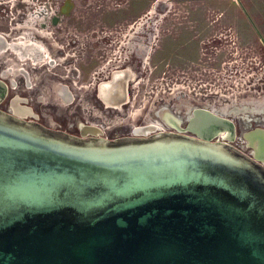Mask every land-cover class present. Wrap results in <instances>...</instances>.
<instances>
[{
  "label": "water",
  "instance_id": "1",
  "mask_svg": "<svg viewBox=\"0 0 264 264\" xmlns=\"http://www.w3.org/2000/svg\"><path fill=\"white\" fill-rule=\"evenodd\" d=\"M24 117L0 110V264H264V129L245 134L249 156L207 111L195 136L116 139Z\"/></svg>",
  "mask_w": 264,
  "mask_h": 264
},
{
  "label": "flooded vegetation",
  "instance_id": "2",
  "mask_svg": "<svg viewBox=\"0 0 264 264\" xmlns=\"http://www.w3.org/2000/svg\"><path fill=\"white\" fill-rule=\"evenodd\" d=\"M64 9L65 11L69 10L63 14ZM74 10L75 4L71 0H65L60 4L53 3L51 0L46 2L45 6L39 8L34 15H31L33 23L29 27L33 25L32 36H21L13 43L7 41L6 45L1 43L4 42L1 39L0 52L10 48L19 58H29L34 65L32 70L36 73L46 74L49 68L65 70V74L62 76L63 79L61 78L65 84L57 88L60 90L55 93V96L61 98L62 101H67L69 105H72L78 99L82 101L85 98L84 93H82L83 98L79 94H74L70 86L79 87V85L88 81L89 86L93 89L92 96L98 102L99 107L104 106L106 112L123 115L129 108L138 106L137 115L135 117L130 116L128 123L121 124L123 125L122 128L124 127L123 130L130 131L126 135H121L122 137L133 136L136 131L146 132L150 129H154L155 132H182L195 136L188 130V123L191 116L200 110L231 120L235 124L236 136L232 142L228 141L229 136L227 135L218 136L215 138L216 141L229 143L249 156L254 155V150L249 145L245 134L257 128L264 129L261 126L254 128L252 126L254 123L257 125L255 118L264 114V106L261 110H258L255 105L244 106L239 104L238 99L245 98L247 95L261 97L264 94V74L261 73V70L264 69V65L261 64V59L264 57V39L259 37V45H257L250 38L245 39L241 35L236 37L228 29L217 31L192 30L195 27V22L197 28L198 21L188 20V23H194V25H190L189 28L186 22L180 23L179 26L184 27L175 30L173 38L174 40L176 38L181 40L182 36L179 34L190 33L189 39L182 40V46H189L190 48L193 45L196 46V55L194 57H181L172 54L169 57L170 54L168 55L166 51L169 46L167 39L170 38V34L166 35L164 33L159 36L158 33L150 29L148 20L143 22L140 25L141 27L137 29L132 27L130 30L107 32L99 27L85 30L84 16L74 14ZM208 21L204 22L208 24ZM211 26L212 24H208L207 28ZM169 32L171 33V31ZM28 35L30 34L28 33ZM158 36V44H162L160 52L163 55L161 61L169 71H164L156 77L154 71L156 67H153L154 70L151 68V60L154 54V44H156L155 39ZM166 40L167 44L165 43ZM172 59L175 60L176 65L172 62ZM243 59H251L249 69L253 70V73L249 75L255 76L257 83L248 80L250 84L244 82L246 88L242 92L229 94L228 80L234 74L231 69H236V72L240 68L246 69L240 67L245 64L242 61ZM90 67L91 71L87 74V69ZM171 70L175 72L170 75L168 73H171ZM23 71L20 80L14 79L16 80L14 83L4 78L2 74L0 75V80L7 85L6 96L3 99L0 98V110L24 117L26 110H21V108L25 107L38 117L34 119L32 116H25V119L36 121L51 128L49 121H46V116L49 115L45 116L42 110L30 107L29 104L25 105L26 96L25 98L20 96L22 94L21 89L24 86L27 89L34 90V88L28 86L32 85L28 71ZM54 74L59 77L58 73ZM41 82L42 80L36 82L35 88ZM217 85L219 88H216ZM155 90H157V93H155ZM12 91L17 92L14 97L11 95ZM166 93L175 95L178 100L185 98L189 93L195 98L194 100L199 102V107L190 112L184 125L169 117V121L174 127L166 128L163 122V114L169 109L167 107L169 105L165 104L166 100L162 98ZM154 96L156 99L150 106L152 109L147 110L148 105L146 102L151 101ZM103 100L107 103V106L102 105ZM37 102L39 101L37 100ZM143 102H145L144 105L139 104ZM116 106H120V108ZM151 115L158 120L151 122ZM242 116L253 117L252 120L245 117L247 123L253 124L243 129L241 123L235 119ZM133 118L140 120L136 124ZM89 126H75L77 135H81L85 127ZM91 127L97 126L91 125ZM57 129L68 131L62 127H57ZM99 129L104 137L112 138L111 135L105 136V131ZM69 131L73 132L74 130Z\"/></svg>",
  "mask_w": 264,
  "mask_h": 264
},
{
  "label": "rangeland",
  "instance_id": "3",
  "mask_svg": "<svg viewBox=\"0 0 264 264\" xmlns=\"http://www.w3.org/2000/svg\"><path fill=\"white\" fill-rule=\"evenodd\" d=\"M49 1L50 0H0V35L4 36L9 43L15 42L16 40L21 38V36H32L34 31L33 25L29 27L33 23L31 15H34L39 8L45 6V3ZM51 1L53 3L60 4L65 0ZM71 1L75 4L74 14H80L84 16L85 30H90L99 27L101 28V30L107 32L112 30H130L132 27L137 29L141 27L140 25L143 22H146L148 20L150 24V29L153 32L158 33L159 36L164 33L166 35L170 34V38L167 39L169 42V46L168 50L166 51L168 55L170 54L169 57L172 56V54L180 55L181 57H194L196 55V46L193 45L191 48L189 46H182V40L185 41V39H189L190 33H186L184 35L179 34L182 36L181 40H179V38H176L174 40L173 38L174 31L184 27L179 26L180 23L186 22L188 27L190 25H194V23H188V20L198 21L197 28L195 22V27L192 30L204 31L207 29L217 31L228 29L230 30L231 34L236 35V37L238 35H241V37L243 36L245 37V39L250 38L252 41H255V44L257 45H259V37L264 39V0H255V5L257 9L262 13L259 17L256 16L257 14H254L252 10L253 6L245 5L244 3H241V1L238 0L239 9L243 14L241 15L243 19L240 23L242 29H239V34L234 27L235 23L233 21H227L226 18L223 17V14L221 15L222 18H217L216 14H220L221 12L218 9H208V11L206 10V12L209 13L210 16L208 15L209 17L202 19L201 16L207 14L202 13L205 11V6L200 4L179 3L176 0ZM222 9L224 10L223 13H228V15H235L234 11L228 6L222 7ZM228 15H226V17H228ZM207 20H209L207 22L208 24H212L211 27L207 28L208 24L204 22ZM246 30H248L249 32ZM169 31H171V33ZM28 33L30 35H28ZM159 36L157 37V39H155L156 44H154V54L152 55L151 60V68L153 69V67H156L155 70L153 69L155 71L156 77L161 75L164 71H169V69L165 68L161 61V56L163 55V53L160 52L162 44H158ZM167 40L165 41L166 44ZM263 58L261 59L262 65H264ZM250 60H242L245 64H242L240 67H244L246 69L240 68L238 69V72H236V69H231V71H234V74L231 76V79L228 82L229 85H232L234 81L238 83L245 82L246 84H250L248 80H251L252 82L257 83L256 77H252L249 75L253 73V70L249 69V67L251 66ZM172 62L174 63L175 60L172 59ZM174 64L176 65V63ZM32 67H34V65L33 62L29 60V58H19L10 48H7L0 52V75L2 74L4 78L11 81V83H14V81L18 79L20 80L24 72L23 70H27L30 75L29 80L32 84L28 86L29 88H34V90L27 89L26 86H24V88L21 89L22 94L20 96H24V98L26 96L27 105L29 104L30 107L42 110L45 116L49 115V118L46 116V121H49V125H51L54 129L58 130L57 127H62L64 130H68L67 132L77 135L75 126L94 125L103 129L106 133L105 136L111 135V139L120 138L122 137L121 135H126L130 132L123 130L124 127L122 128L123 125L121 124H126V122L128 123V120H130V116L135 117L137 115L136 112L138 106H135V108H129L126 113L124 112L123 115H119L117 113H108L106 112V110H104V106H98V102H96L94 96H92L93 89L91 86H89L88 81H86L85 84L79 85V87L73 85L70 86V89H72L74 94H79L80 97H82V93H84L85 98L82 101H79L78 99L72 105H69L67 101H62L61 98L55 96V93L60 90L57 88L62 86V84H65L62 80V76L65 74V70L49 68V70H47L45 74L36 73V71L32 70ZM90 71L91 67L87 69V74ZM170 72L171 73L168 74L171 75L175 71L171 70ZM54 73H58L59 77H57ZM261 73L264 74V69L261 70ZM39 80H42V82L38 84V86L36 87L38 89H36L35 84ZM242 85L243 86L238 88V93L242 92L246 88V86H244L245 84ZM216 88H219V86L217 85ZM16 93V91H12V97H14ZM155 93H157V90H155ZM175 97V95H170L169 93H166L162 96V98L166 100L165 104L169 105L167 106L169 107V109L167 110L168 113L174 119L184 125L189 117L190 112L194 108L199 107V102H197V100H194L195 98L192 96V94L189 93L185 98L183 97L181 100H178ZM155 99L156 97L154 96V98L148 102L149 104L145 101L148 105L147 110L149 108L152 109V107L150 106L153 104ZM37 100L39 102H37ZM238 100L239 104L244 106L255 105L258 110H261L264 106V94H262L261 97L247 95L245 98ZM145 102L139 104L144 105ZM103 104L107 106V103H105L104 100L102 105ZM152 116L153 115H151V117L149 116L151 122L158 120L157 118H154ZM245 117L249 118V120H252L253 118H250L251 116H242L235 118L241 123V127L243 129H245V127H250L253 124L251 123L250 125V123H247ZM134 120L137 124L140 119L136 120L135 118ZM255 120H257V125H255L254 123L252 125L253 128L257 126L264 127V114L260 117L255 118ZM69 130L74 131L70 132Z\"/></svg>",
  "mask_w": 264,
  "mask_h": 264
},
{
  "label": "crops",
  "instance_id": "4",
  "mask_svg": "<svg viewBox=\"0 0 264 264\" xmlns=\"http://www.w3.org/2000/svg\"><path fill=\"white\" fill-rule=\"evenodd\" d=\"M179 3H193V4H200V5H204L205 6V11L202 12L204 14L207 15H203L201 16L202 19H205L206 17H209V13L206 12V10H213V9H218L220 12V14H216L217 18L221 17V15L223 14V17L226 18L227 21L231 22L233 21L235 24V29L237 30L238 34H239V29L241 28V21H242V12L239 9V5H238V0H176ZM241 1V3H244L245 5H251L252 10L254 12V14H257L256 16L259 17L262 13L261 11H259L255 5V0H239ZM228 6L230 9H232L235 13V15H228V13H223L224 10L222 9V7ZM259 14V15H258ZM200 15V14H199ZM209 15V16H208ZM226 15H228V17H226ZM248 31V30H246ZM249 32V31H248Z\"/></svg>",
  "mask_w": 264,
  "mask_h": 264
},
{
  "label": "built area",
  "instance_id": "5",
  "mask_svg": "<svg viewBox=\"0 0 264 264\" xmlns=\"http://www.w3.org/2000/svg\"><path fill=\"white\" fill-rule=\"evenodd\" d=\"M230 79H231V76H230L229 80ZM229 80H228V82H229ZM242 84H245V83H238L236 81H234L232 83V85H229V83H228L229 88H230L229 94L238 92V88L241 87V86H243ZM244 86H246V84Z\"/></svg>",
  "mask_w": 264,
  "mask_h": 264
},
{
  "label": "bare ground",
  "instance_id": "6",
  "mask_svg": "<svg viewBox=\"0 0 264 264\" xmlns=\"http://www.w3.org/2000/svg\"><path fill=\"white\" fill-rule=\"evenodd\" d=\"M1 39H2V38L0 37V41H1ZM2 40H3V39H2ZM1 43H2V42H1ZM31 48H32V47H31ZM29 49H30V48H29Z\"/></svg>",
  "mask_w": 264,
  "mask_h": 264
}]
</instances>
